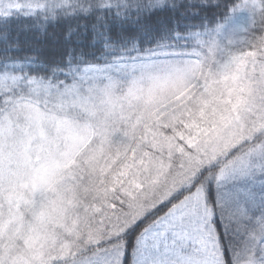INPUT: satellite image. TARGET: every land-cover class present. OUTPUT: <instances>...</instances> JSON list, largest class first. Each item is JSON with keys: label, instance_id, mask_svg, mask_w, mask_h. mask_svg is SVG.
Here are the masks:
<instances>
[{"label": "snow or ice", "instance_id": "1", "mask_svg": "<svg viewBox=\"0 0 264 264\" xmlns=\"http://www.w3.org/2000/svg\"><path fill=\"white\" fill-rule=\"evenodd\" d=\"M0 264H264V0H0Z\"/></svg>", "mask_w": 264, "mask_h": 264}, {"label": "trees", "instance_id": "2", "mask_svg": "<svg viewBox=\"0 0 264 264\" xmlns=\"http://www.w3.org/2000/svg\"><path fill=\"white\" fill-rule=\"evenodd\" d=\"M49 43H50V44L52 43L51 39H49Z\"/></svg>", "mask_w": 264, "mask_h": 264}]
</instances>
